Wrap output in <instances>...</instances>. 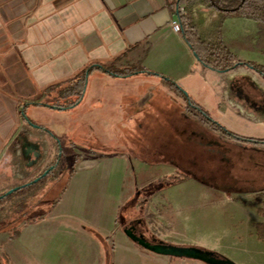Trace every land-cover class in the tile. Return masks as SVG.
Masks as SVG:
<instances>
[{
  "label": "crops",
  "instance_id": "obj_1",
  "mask_svg": "<svg viewBox=\"0 0 264 264\" xmlns=\"http://www.w3.org/2000/svg\"><path fill=\"white\" fill-rule=\"evenodd\" d=\"M231 1L0 0V193L11 184L8 147L26 120L56 128L63 137L70 121L65 115L80 107L92 108L98 115L91 121L93 126L106 114L115 136L121 130L125 142H146L152 132L149 125L160 119L158 94H168L181 118L194 123L192 136L203 139L207 132L218 140L205 142V147L249 153L255 164L264 162V142L230 138L200 118L201 107L194 101L189 105L175 89L186 91L188 95H183L190 99V90L202 83L216 108L224 103L234 114L264 127V109L247 106L233 87L244 93L240 79L245 75L264 93L257 78L264 79L245 65L208 66L194 52L183 27L174 32L170 26L172 19H178L205 47L227 51L235 63L264 66L261 21L240 12L231 14ZM226 21L252 25L254 36L223 32L221 25ZM201 55L208 57L207 52ZM248 88L250 97L257 99L255 90ZM69 127L78 137L81 128ZM90 156L78 157L81 161L76 160L45 212L19 226L15 236L0 237V264H163L130 241L119 222L122 205L132 196L129 157L123 153ZM156 165L167 166L168 176L179 169L163 161ZM190 179L185 175L171 187ZM209 189L219 191L229 210L249 220V226L261 223L264 188ZM130 205L137 209L138 225L142 219L154 226L159 222L146 201ZM145 215H149L147 222Z\"/></svg>",
  "mask_w": 264,
  "mask_h": 264
},
{
  "label": "rangeland",
  "instance_id": "obj_2",
  "mask_svg": "<svg viewBox=\"0 0 264 264\" xmlns=\"http://www.w3.org/2000/svg\"><path fill=\"white\" fill-rule=\"evenodd\" d=\"M245 1L251 2L262 11L259 20L263 39L264 0ZM251 28H253L252 25L250 27L246 22L237 21H226L221 25L223 32L244 31L246 37L254 36ZM207 80L210 81L208 77ZM257 80L264 86L263 81L258 78ZM195 86L190 90L189 100L201 107L198 114L200 118L204 117L207 121L218 123L223 129L248 142H264V127L254 120L234 114L225 107L224 103L216 108L212 99L201 88L202 83ZM156 91H160V88ZM162 91L167 93L165 90ZM249 91L252 92L250 88ZM183 92L188 95L186 91ZM146 95H148L147 92ZM167 97L168 94L165 96L158 94L157 99L155 98L161 110L160 119L157 121L158 124L149 125L152 132L149 133L150 137L147 136L146 142H125V134L121 130L116 131L115 136L113 130L109 131L113 125H110L109 115L106 114L99 116V124L93 126L91 124L93 118L98 119L95 109L80 107L70 111V114L65 115L66 118H70L66 134L75 137L74 153L77 160L81 161L85 156L91 158V154L94 157L98 155L104 157L111 153H123L127 158L129 157L132 196L126 204L122 205L119 222L125 227L134 224L136 231L142 234L146 241L197 247L221 255L234 264H264V237L262 236L264 229L261 228L258 233V224L249 226V220H244L238 212L229 210L228 204L219 191L209 189L214 187L222 191L226 189L242 192L260 191L264 188V162L255 164L249 153H237V155L225 153L223 147L218 152L215 147H205V142L218 140L207 132L204 133L203 139L192 136L194 123L184 121L176 111V106L171 105ZM54 101L60 103V101ZM142 104H144L143 101L139 102V105ZM69 126L81 128L78 137L70 131ZM52 131L55 134L58 133L56 128H52ZM144 149L147 150L144 151ZM78 157H82L81 160ZM159 161L178 165V172L170 176L166 175L167 166L156 165ZM75 162L70 161L73 169L76 166ZM185 175H189L191 179L171 187L173 182L182 179ZM2 193L4 192L0 195ZM32 198L18 206H12L16 205V200L20 199L17 193L0 199L1 238L8 236L10 231L17 227L19 221L11 223V219L15 212L22 213V210L18 211L19 208L24 209V212L27 211L28 217L45 212L49 203L41 200L33 206L38 195ZM142 201H146L153 208L150 213H153L152 216L155 215L159 221L156 226L145 224L143 219L138 225L137 209L135 206L132 208L130 202L138 205ZM263 204L264 202L261 205L262 208ZM260 214L262 219L260 224L264 226V212ZM148 218L149 215L144 216L146 222ZM249 232H251L250 236ZM143 251L150 256H156L162 260L163 264H204L197 260L155 255L145 249Z\"/></svg>",
  "mask_w": 264,
  "mask_h": 264
},
{
  "label": "flooded vegetation",
  "instance_id": "obj_3",
  "mask_svg": "<svg viewBox=\"0 0 264 264\" xmlns=\"http://www.w3.org/2000/svg\"><path fill=\"white\" fill-rule=\"evenodd\" d=\"M240 81L246 92L240 93L238 86L233 85L234 89L241 95L239 98L255 110L264 109L262 88L252 83L245 75ZM248 86L255 90L257 99L250 97ZM26 122L27 124L18 129L7 150L8 159L12 163V177L7 179L11 182V187L7 190L16 187L17 189L10 194L17 193L20 196V199L15 202L16 205L13 204L12 206L26 203L27 200L33 199L34 195H38V199L33 206L41 200L50 204L62 188L67 174L73 169L70 161L74 163L77 160L74 153L75 137L70 134H65L62 137L40 124H34L28 120ZM33 189L36 190L33 191ZM7 190L3 192L5 193ZM25 191L27 193H24ZM4 193L0 195L2 196L0 199L7 196ZM20 210L22 213L15 212L11 219V223L19 221L17 227L24 224L26 220L37 217H28L27 211L24 212V209L19 208L18 211ZM11 223L9 222V225ZM129 226H133L136 230L134 224L126 227ZM136 233L138 232L136 231Z\"/></svg>",
  "mask_w": 264,
  "mask_h": 264
},
{
  "label": "trees",
  "instance_id": "obj_4",
  "mask_svg": "<svg viewBox=\"0 0 264 264\" xmlns=\"http://www.w3.org/2000/svg\"><path fill=\"white\" fill-rule=\"evenodd\" d=\"M232 5H231V4ZM228 5L231 6L232 12L231 14H235V13H243L246 17H252L255 18L256 20L260 21V15H262V11L260 10L259 7L254 6L253 4H251V2H247L245 0H232L231 2H228ZM179 19L180 16L178 14ZM181 21V20H180ZM184 23V22H181ZM184 25V24H183ZM183 27V34L185 35L187 41L189 42V44L192 46L194 52L196 53V55L199 57V59H201V61L205 64H207L208 66L214 68V69H233L234 67H236L237 65H245V66H249L251 67L256 73H258L263 79H264V66L261 65H256L253 63H249V62H241V63H235L234 60L232 59V56L225 50H213L210 49L208 47H205L204 45H202V43H200V41L196 38L194 32L192 31V29L187 28L186 25L181 26ZM264 27V26H263ZM202 52H207L208 57L207 59L203 58L201 53ZM86 68L82 69L81 71L85 70ZM111 73H116V74H120L121 72H111ZM151 75L160 77L161 79H165L166 78L164 76H160L154 73H150ZM167 82H169L167 80ZM175 89L178 91V93L185 99V101H187V103L189 105H191V101L188 99L187 96H184L182 91H180L178 89V87H175ZM203 119H205L204 117H202ZM206 120V119H205ZM207 123L215 128L220 129V131L222 133H224L225 135L229 136L232 139H236L239 141H243V142H248V140L242 139V138H238V136H235L234 134L228 132L227 130L223 129L218 123L215 122H211V121H207ZM261 143V142H259ZM264 206V204H263ZM260 213L264 212V207L261 208L259 210ZM30 220L33 219H28L25 221L28 222ZM259 225V226H258ZM257 225V230L258 233L260 232L259 230L262 228L264 229V226L261 224ZM19 233V227H16L14 229H12L10 231V236H15L16 234ZM260 236V234H259ZM264 237V235H262ZM214 255H216L217 257H221L220 255L214 253Z\"/></svg>",
  "mask_w": 264,
  "mask_h": 264
},
{
  "label": "water",
  "instance_id": "obj_5",
  "mask_svg": "<svg viewBox=\"0 0 264 264\" xmlns=\"http://www.w3.org/2000/svg\"><path fill=\"white\" fill-rule=\"evenodd\" d=\"M195 55V54H194ZM185 95V93L183 92ZM24 117V115H23ZM26 119V117H24ZM17 188L7 190L4 195H9ZM2 196H0L1 198ZM124 235L139 247L160 256H167L180 259H191L201 261L204 264H234L228 259L217 257L213 252L206 251L197 247H182L167 245L162 242H148L144 239L143 235L136 233L133 226L125 227L123 229Z\"/></svg>",
  "mask_w": 264,
  "mask_h": 264
},
{
  "label": "built area",
  "instance_id": "obj_6",
  "mask_svg": "<svg viewBox=\"0 0 264 264\" xmlns=\"http://www.w3.org/2000/svg\"><path fill=\"white\" fill-rule=\"evenodd\" d=\"M170 26L174 32H180L181 30V25L178 19H172L170 21Z\"/></svg>",
  "mask_w": 264,
  "mask_h": 264
}]
</instances>
